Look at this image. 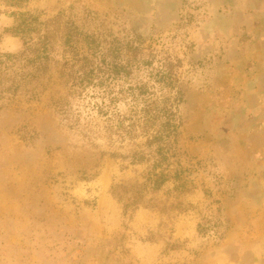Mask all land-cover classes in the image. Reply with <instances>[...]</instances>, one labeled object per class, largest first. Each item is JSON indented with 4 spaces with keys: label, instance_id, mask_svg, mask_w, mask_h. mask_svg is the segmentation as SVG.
Masks as SVG:
<instances>
[{
    "label": "rangeland",
    "instance_id": "rangeland-1",
    "mask_svg": "<svg viewBox=\"0 0 264 264\" xmlns=\"http://www.w3.org/2000/svg\"><path fill=\"white\" fill-rule=\"evenodd\" d=\"M6 1L0 205L31 204L61 264H245L229 245L264 264V194H244L237 141L221 129L243 76L200 36L205 0ZM13 10L51 32L33 79L8 59L24 50Z\"/></svg>",
    "mask_w": 264,
    "mask_h": 264
},
{
    "label": "flooded vegetation",
    "instance_id": "flooded-vegetation-1",
    "mask_svg": "<svg viewBox=\"0 0 264 264\" xmlns=\"http://www.w3.org/2000/svg\"><path fill=\"white\" fill-rule=\"evenodd\" d=\"M205 4L200 36L204 42L220 41L226 63L243 76L238 102L226 113L221 129L237 141L238 169L247 180L243 192L257 203L264 194V0Z\"/></svg>",
    "mask_w": 264,
    "mask_h": 264
},
{
    "label": "crops",
    "instance_id": "crops-1",
    "mask_svg": "<svg viewBox=\"0 0 264 264\" xmlns=\"http://www.w3.org/2000/svg\"><path fill=\"white\" fill-rule=\"evenodd\" d=\"M15 202L11 206L13 211L0 205V233L4 235H0V264H61L62 252L58 251L59 247H52L59 241L53 236L44 238L45 231L37 229L40 222L42 226L46 225V219L35 214L31 204ZM256 250L229 245L225 252L230 254L232 260L254 264L256 254L253 251Z\"/></svg>",
    "mask_w": 264,
    "mask_h": 264
},
{
    "label": "trees",
    "instance_id": "trees-1",
    "mask_svg": "<svg viewBox=\"0 0 264 264\" xmlns=\"http://www.w3.org/2000/svg\"><path fill=\"white\" fill-rule=\"evenodd\" d=\"M14 2V3H13ZM8 7H19L20 2L14 0L6 1ZM6 15L14 18L15 24L11 31L16 36H21L24 40V50L18 54H10L8 59L14 65L18 61H25L28 66L27 73H24L21 79H33L38 73L48 68L50 60L51 32L48 30L42 34L40 16L32 12L23 11H5ZM33 34H37L35 39ZM166 177L162 174L157 176L154 186L159 187L165 183Z\"/></svg>",
    "mask_w": 264,
    "mask_h": 264
}]
</instances>
